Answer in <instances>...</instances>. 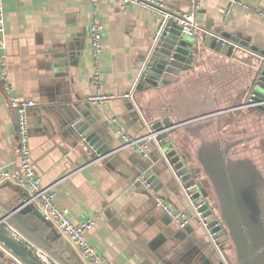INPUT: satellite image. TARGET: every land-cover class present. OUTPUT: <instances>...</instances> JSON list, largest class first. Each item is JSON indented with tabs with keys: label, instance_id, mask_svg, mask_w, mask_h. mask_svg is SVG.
<instances>
[{
	"label": "crops",
	"instance_id": "obj_1",
	"mask_svg": "<svg viewBox=\"0 0 264 264\" xmlns=\"http://www.w3.org/2000/svg\"><path fill=\"white\" fill-rule=\"evenodd\" d=\"M158 1L170 12L191 8L190 0ZM242 1L254 10L235 5L226 13V0H197V24L203 30L199 35H210L216 42V37H221L234 45L232 49L240 45L264 53V18L259 13L264 11V0ZM98 2L104 31L97 64L99 79L93 83L90 0H1V54L7 83L12 96L34 102L27 110L33 167L42 185H54L56 205L68 209L73 222L99 216L86 238L112 264H213L210 236L193 215L158 144L148 141L146 155L129 148L119 150L123 142L115 125H122L129 135L139 138L147 134L143 120L153 121L159 111H171L176 104H184V111L177 112L186 116L229 106V96L244 85L241 75L245 65L223 55V49L214 52L205 48L189 72L176 82L148 88L140 75L151 53L159 16L137 7L121 8L116 0ZM236 56L242 59L248 54L238 50ZM57 58L61 62H56ZM3 85L0 73V170L14 172L18 169L16 116ZM207 86L216 87L220 101L204 111L191 109L194 100L202 96L194 91ZM96 93L113 98L88 102ZM130 93L140 114L131 105L127 96ZM74 101L83 105L88 102L98 115L104 140L110 143L111 150L118 149L108 160L95 161L67 134L61 109ZM243 111L238 115L236 111L223 112L190 123L172 137L198 168V146L201 141L212 142L211 132L218 133L240 119L249 125L255 122V115ZM261 123L264 129V120ZM196 128L197 132L191 131ZM99 140L100 149L107 147L101 137ZM248 149L258 159L256 164L264 180V140H253ZM200 175L204 186L206 176L203 172ZM144 176L151 190L144 187ZM22 195L26 197L27 191L18 184L0 182V209L10 211ZM213 197L210 199L214 204ZM157 198L188 215L187 226L182 229L172 223L155 206ZM210 219L212 230L215 218ZM61 238L65 254L77 264H87L62 235ZM224 251L229 264L254 263L248 250L239 258L230 236L224 241ZM258 261L264 264V256Z\"/></svg>",
	"mask_w": 264,
	"mask_h": 264
},
{
	"label": "water",
	"instance_id": "obj_2",
	"mask_svg": "<svg viewBox=\"0 0 264 264\" xmlns=\"http://www.w3.org/2000/svg\"><path fill=\"white\" fill-rule=\"evenodd\" d=\"M168 12L170 11L168 10ZM173 29H177L179 35H174V37L169 38L168 33ZM166 30L164 43L160 47H155L150 53L154 61L152 68L144 77L140 76L143 81L148 83V88L162 87L161 80L168 74L174 75L177 81L182 74L190 70L189 68L193 65L195 58L202 55L203 49L207 48L214 52L221 50V48L213 46L216 41L212 40L210 35H205L202 38V36L198 34L193 37L191 41H188L187 46H183V34L180 28L171 20L168 22V28ZM168 39L170 40L169 45L171 46L170 50L172 52L162 57L161 60H158L156 53L167 43ZM221 44H226V47H230L231 49L232 46H234L230 42H221ZM238 50H244L248 56L242 59L237 57L236 52ZM175 55L181 57V60H178L181 65L180 67L177 64H172ZM223 55L244 63L248 70L250 84L244 94L242 103L237 105V107L244 105L248 95L252 94L253 96L250 103H253L254 106L244 111L264 117V108H261L264 107V100L256 97V92L264 96V85L261 84L264 80V53L254 52L252 49H246L238 45L235 46V49H232L230 55H227L226 50L223 52ZM60 59L61 58H57L56 62L57 60L61 62ZM158 64L162 67L160 69L161 73L151 78L150 74L154 72ZM215 88L216 87L212 89L209 86L199 88L196 89L193 94L203 95L208 92L213 96V101L217 103L218 93H216ZM129 99L131 100V105L134 110L140 114V108L134 98L129 97ZM64 102H66V100H64ZM62 107L61 115L67 134L71 135L75 139V142L79 146H82L84 150L91 153L95 161H106L118 152L117 148L111 150L109 147L110 143H108L106 139L104 140L102 130L99 128L100 126L98 127V115L88 105V102L83 105L79 101H74ZM227 109L229 108L201 112L196 116H186L178 114L176 107H174L169 113H158L157 117L152 122L148 123L146 120L143 121L147 133H153L155 135L154 141H159L155 143L158 144L164 159L171 167L174 175L179 174L178 171L184 168L194 181L187 190H184V188L180 186L181 193L185 194L188 198L187 200L191 207H197L198 212L214 217L215 221L217 220L219 222V220L216 219L217 216L215 217V211L210 197L214 196L218 203L219 215L222 217L225 227L219 224V226L210 231V235H217V232H221V235L215 238L220 244L219 247L214 246L211 237L209 239V243H211L213 248L211 257L212 263L229 264V262H227L228 257L224 251V241L230 236L239 258L249 251L252 253L253 264H260L258 260L264 256V251L262 252V250H260L264 248V225L261 224L259 217L261 212H264V180L259 170L255 165L251 164V162L245 163L247 165L243 168H239L238 166L237 171H235V168H237L235 167L234 172H231L229 168L226 169V164H228V167H231V163L225 161L223 157L224 150L221 149L220 140L218 139L203 143L199 148L197 159L200 167L197 168L196 164H193V161H191V158L186 153L180 151L179 146L176 144V140H174V136L172 137V135L176 134L183 126L186 127L190 123L223 114ZM242 111L243 110L240 109L236 111L235 114L238 115ZM191 131L197 132V128L191 129ZM161 133L167 135V142L171 146L166 153L162 150L164 145L163 142L158 139V135ZM99 137L103 139L102 141H104L107 147L102 149L99 148ZM202 172L210 181L212 187L211 195H209L202 184L200 178V173ZM143 178L147 179L145 176ZM231 179H233V183ZM226 194L230 195V198ZM25 199V196L22 195L19 203L14 206L10 212H4L0 209V244L25 264H60L50 257L45 250L29 241L8 223V218L14 213L19 212L22 214L30 213L41 220L47 227H53L51 222L47 221L36 208L30 205H24ZM258 252L260 253L259 255Z\"/></svg>",
	"mask_w": 264,
	"mask_h": 264
},
{
	"label": "built area",
	"instance_id": "obj_3",
	"mask_svg": "<svg viewBox=\"0 0 264 264\" xmlns=\"http://www.w3.org/2000/svg\"><path fill=\"white\" fill-rule=\"evenodd\" d=\"M121 8L137 7L155 12L159 16V23L156 27L155 33L152 38V49L160 47L164 41L168 28V22L173 21L177 27L180 28L182 34L195 37L201 34L203 30L197 24V0H190L191 8L186 12L174 11L168 12L166 5L158 0H116ZM91 4V21L89 24L90 46L89 54L93 63V71L91 73V80L93 83L99 79V70L97 67L98 58L102 51V34L104 26L100 20V9L98 0H90ZM227 8L226 13L229 12L232 6H239L242 9H250L251 6L242 0H226ZM254 10L253 8H251ZM260 16L264 18V11L259 12ZM4 22H3V8L0 0V73L4 82V90L9 96V104L15 112L16 116V129L18 140V169L14 172L8 170H0V182L12 181L27 191L24 205H30L36 208L40 214L49 222L53 223L57 231L67 240L68 244L75 249L80 257L87 264H112L108 259L101 255L94 247H92L86 238L87 232L92 228L98 215L90 216L85 221L75 223L69 216V211L66 208L59 207L55 203L54 185H42L40 176L37 174L33 167L31 159V151L29 146V133H28V117L27 110L34 105L33 101L19 99L11 95V87L7 83L5 76V62L1 54L3 44ZM217 41L222 43H229L221 37H216ZM153 59L148 55L142 67V77L152 68ZM132 97V93L127 95ZM252 94H249L244 105L235 106L227 109L226 112L245 110L254 106L251 102ZM112 96H106L96 93L88 98V102H107L112 99ZM249 102V103H248ZM150 125V124H149ZM116 132L123 142L121 149H133L140 153L147 154V142L155 139L153 133H147L143 137H134L129 135L125 128L117 124L115 125ZM158 143V140H155ZM189 174V173H188ZM179 186L187 190L191 186V176L179 173L175 175ZM144 187L151 190V183L146 178H142ZM155 206L162 210V212L174 223L178 228H185L189 222V216L182 210L173 208L171 205L163 202L159 198L155 200ZM193 215L197 218L199 224L207 231L212 238L215 247H219L216 241L217 235H210V229L207 224V218L202 213L197 211V207L192 206ZM219 222L215 221V228L219 226ZM214 228V229H215ZM213 230V228H212ZM0 264H25L12 254L7 248L0 244Z\"/></svg>",
	"mask_w": 264,
	"mask_h": 264
},
{
	"label": "trees",
	"instance_id": "obj_4",
	"mask_svg": "<svg viewBox=\"0 0 264 264\" xmlns=\"http://www.w3.org/2000/svg\"><path fill=\"white\" fill-rule=\"evenodd\" d=\"M188 72L189 71H186L184 74ZM241 78L244 85L239 87L238 90L232 94V96H229L230 105L225 106L224 108H232L242 103L244 94L246 93L250 84V78L248 77V70L246 67L244 68V73L241 75ZM220 99L221 96L218 95L217 102L220 101ZM147 122L149 123L152 121L147 120ZM8 223L17 229L29 241L34 243L39 248L45 250L50 255V257L60 264H77L74 262V259L71 256H67L65 254L61 235L54 227H47L41 220L37 219L30 213L22 214L19 212L11 215L8 218Z\"/></svg>",
	"mask_w": 264,
	"mask_h": 264
},
{
	"label": "rangeland",
	"instance_id": "obj_5",
	"mask_svg": "<svg viewBox=\"0 0 264 264\" xmlns=\"http://www.w3.org/2000/svg\"><path fill=\"white\" fill-rule=\"evenodd\" d=\"M179 35V31L177 29H173V30H170L169 33H168V37H174ZM193 37L191 36H188L186 34H183L182 36V45L183 46H187L188 45V41H191ZM218 43V44H217ZM170 44V40L168 39L167 40V43L160 48L159 52L156 53V56H157V59L158 60H161L162 57L164 56H167L169 53H171L172 51L170 50L171 49V46L169 45ZM213 46L215 47H218V48H221L223 49L224 51L226 50L227 52V55H230L232 53V49L230 47H226L224 45H222L220 42H214ZM176 59H177V62H176ZM181 60V57L179 55H175V59L174 61L172 62V64H177L179 65V67L181 66L179 61ZM161 65L158 64L156 66V69L154 70V72L152 74H150V77L151 78H154L155 76H157L158 74L161 73L160 69H161ZM154 76V77H153ZM176 79H175V76L172 75V74H168L167 76H164L163 79L161 80V86H164V85H167V84H170V83H173L175 82ZM144 85H147L148 86V83L146 82H143ZM261 84L264 85V80L261 82ZM256 97L264 100V96L257 93L256 92ZM194 105L190 106L191 109L193 110H206L208 109L209 107H212L214 105V101H213V96L206 92L205 94H203L201 97H199L198 99H195L194 100ZM176 109L177 110H182L184 111L185 109V106L183 103H179V104H176L175 105ZM262 109L264 107H261ZM244 120L243 119H240L239 121L237 122H234L233 124H231L230 126L226 127L224 130L221 129L219 130L218 134L220 133V138L222 139L221 141L225 140V139H228V138H239V137H243V136H246L248 133H249V130H248V123H244L243 122ZM217 138V133L215 131L211 132L210 133V136H209V139H214ZM158 139L161 140L163 142V152H168L169 149H170V145L169 143L167 142L168 140V137L165 133H161L160 135H158ZM242 148H244V145L241 146ZM239 150H241L239 148ZM178 173H183L185 174L186 176L189 174L187 173V171L185 169H180L178 171ZM194 181L191 179V183H193ZM203 216H205L207 218V224L208 226H210V224H212L211 222V219H210V216L209 215H205L203 214ZM53 225V223H51ZM54 226V225H53ZM217 235L220 236L221 235V232H217Z\"/></svg>",
	"mask_w": 264,
	"mask_h": 264
},
{
	"label": "flooded vegetation",
	"instance_id": "obj_6",
	"mask_svg": "<svg viewBox=\"0 0 264 264\" xmlns=\"http://www.w3.org/2000/svg\"><path fill=\"white\" fill-rule=\"evenodd\" d=\"M165 110V109H163ZM170 111H159V113H169ZM246 115H255L256 120L255 122L251 125H248V130L249 133L246 136L243 137H239V138H228L225 139L223 141H221L222 139L219 137L220 133H217V138L214 137V139H209L210 141L213 140H220V147L222 150H224V159L227 163H231V167H228V164H226V169L229 168L231 172H234V168L237 171L238 166L239 168H243L244 166H246L248 162H251V164L256 165L257 169V161L258 159H254L253 155L251 154V151L248 149L249 148V143L253 142V140H264V129H263V124L261 123V121L264 120L263 116L260 115H256L254 113H248L245 112ZM203 140V139H200ZM204 142L201 141V144L198 146V148L200 146H202ZM244 145V148H242L241 146ZM260 146H262L260 144ZM239 148L241 150H239ZM259 170V169H258ZM261 171V170H260ZM259 171V172H260ZM262 175V174H261ZM232 183H233V179H231ZM204 187L206 188V190L208 191L209 195H211L212 192V187L210 184V181L208 180V178L206 177V182L204 184ZM229 198L230 195L226 194ZM214 201L213 207H214V211H215V216H217V219L220 222V225L223 227H225L224 221L222 219V217L219 215V208H218V203L215 200V198H212ZM260 221L261 224L264 225V212H261L260 214ZM243 229V228H242ZM244 231V230H243Z\"/></svg>",
	"mask_w": 264,
	"mask_h": 264
}]
</instances>
